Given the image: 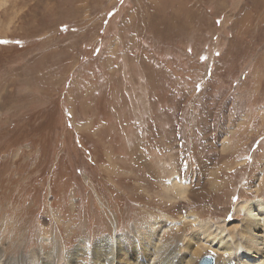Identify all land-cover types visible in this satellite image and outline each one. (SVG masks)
I'll return each instance as SVG.
<instances>
[{
    "label": "rangeland",
    "instance_id": "rangeland-1",
    "mask_svg": "<svg viewBox=\"0 0 264 264\" xmlns=\"http://www.w3.org/2000/svg\"><path fill=\"white\" fill-rule=\"evenodd\" d=\"M160 1L0 0V264H149L146 226L264 203V0Z\"/></svg>",
    "mask_w": 264,
    "mask_h": 264
},
{
    "label": "bare ground",
    "instance_id": "bare-ground-1",
    "mask_svg": "<svg viewBox=\"0 0 264 264\" xmlns=\"http://www.w3.org/2000/svg\"><path fill=\"white\" fill-rule=\"evenodd\" d=\"M160 3L162 4L161 1L159 2V4ZM257 24L259 25V23ZM189 161H191V159ZM188 162L186 161V163ZM178 166L182 172V175L179 174L177 179L181 181L180 182L181 184L175 183L176 186L178 185L179 187H174L175 186L174 184L173 189L177 193V195H180V197L185 198L184 194H186V189L182 183L186 181L184 179H181V176H186L184 175V173L186 172L185 168L187 170L189 169L187 166L184 165V163L180 164V161ZM150 177L153 179L156 178L153 174H150ZM238 207L240 209L239 211L235 208L238 211V213L242 210L243 214L246 215L245 217L242 216L243 220L241 222L239 221L238 223L236 222L234 225H230L226 222L224 224L225 226L220 228L218 233H216V229H214L213 227L214 223L205 226V223L203 224L197 222L196 220H193L192 223H195L198 229V233L197 234L191 233L188 236L186 235L184 240L179 244L180 247H182L183 250L182 253L172 252L170 251V249L167 251L161 250L160 247H163L160 244L161 237L166 232L163 231L164 225L155 223L149 226L148 228L146 226V231L141 232L145 234L144 236H141L143 237V241H142L143 246L141 247H144L143 249L146 250L145 252L142 253L143 255L146 253L147 257L149 258V254L151 252V260L149 261V264H173L171 261L174 262L176 261V259H179L178 264H200V261L203 258L202 254L207 249H210L212 252H214V254H217V256L213 255L215 259L212 257L204 258L202 260L204 261L203 264H212L213 261H215V264H264V203L258 201L250 204H241ZM227 210H230V208H227L226 211ZM216 228L218 230V227ZM225 230H228V232L231 233L230 235L226 236L228 237L227 239L225 237L224 238L222 237L223 232ZM205 234H210L209 235L210 238H208ZM99 244L100 241L97 243V245ZM121 246L122 243L117 242V248L118 250H120L119 252L120 256L117 257L116 259L112 258L111 259L112 261H108L107 264H140L137 263L138 260L137 257H135V254L133 255L135 258H133L132 256L122 252ZM124 247H125V243H124ZM158 248L160 251H158ZM221 254L222 257H220ZM173 255H175V257H173ZM180 255L182 256L181 258L179 257ZM154 256H159L158 258L159 260L157 259V257L155 258ZM153 257L155 259H153Z\"/></svg>",
    "mask_w": 264,
    "mask_h": 264
},
{
    "label": "water",
    "instance_id": "water-1",
    "mask_svg": "<svg viewBox=\"0 0 264 264\" xmlns=\"http://www.w3.org/2000/svg\"><path fill=\"white\" fill-rule=\"evenodd\" d=\"M203 263H204V261H201V262H200V264H203ZM212 264H214V261H213V263H212Z\"/></svg>",
    "mask_w": 264,
    "mask_h": 264
}]
</instances>
